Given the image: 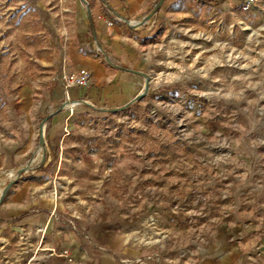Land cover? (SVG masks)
<instances>
[{"label": "rangeland", "instance_id": "374dc122", "mask_svg": "<svg viewBox=\"0 0 264 264\" xmlns=\"http://www.w3.org/2000/svg\"><path fill=\"white\" fill-rule=\"evenodd\" d=\"M81 1L0 0V264H264V0L153 7L107 114L57 100Z\"/></svg>", "mask_w": 264, "mask_h": 264}, {"label": "crops", "instance_id": "0c3cea01", "mask_svg": "<svg viewBox=\"0 0 264 264\" xmlns=\"http://www.w3.org/2000/svg\"><path fill=\"white\" fill-rule=\"evenodd\" d=\"M173 1L82 0L76 11L73 44L66 54V66L71 73L88 71L91 74L90 84L68 92L60 88L57 100L63 104L67 99L82 101L85 103L82 106H88L90 102L93 106H89L91 109L88 111L96 114L116 112L129 105L143 88L141 73L134 69L138 57L137 37L140 38V33L146 35L153 28V25H148L155 17L146 21L151 15L149 10L152 12L159 5L169 6ZM163 10L161 8L160 15ZM116 16H120L122 21H115ZM138 19L141 20L137 22ZM107 20L114 21V25L109 26ZM61 121L59 115L48 119L56 131L60 129ZM22 216L26 223L40 220L39 215Z\"/></svg>", "mask_w": 264, "mask_h": 264}, {"label": "built area", "instance_id": "2783aa9c", "mask_svg": "<svg viewBox=\"0 0 264 264\" xmlns=\"http://www.w3.org/2000/svg\"><path fill=\"white\" fill-rule=\"evenodd\" d=\"M256 1L257 0H245L243 9L245 11L249 10L251 6L255 5ZM115 21H122V18L120 16H116ZM106 22L109 26L114 25V21L112 20H107ZM98 52L101 53L100 49L98 50ZM90 80L91 74L86 70H82L76 73L62 72L60 75L57 76V81L67 92L74 88H83L89 86ZM84 104L85 103L82 101H71L70 99H67L65 107L73 110V108ZM87 105L93 106V104L90 102Z\"/></svg>", "mask_w": 264, "mask_h": 264}, {"label": "bare ground", "instance_id": "6f19581e", "mask_svg": "<svg viewBox=\"0 0 264 264\" xmlns=\"http://www.w3.org/2000/svg\"><path fill=\"white\" fill-rule=\"evenodd\" d=\"M17 174H13L12 178H15L17 176ZM45 231H46L45 228H43V227L40 228V232H45Z\"/></svg>", "mask_w": 264, "mask_h": 264}, {"label": "trees", "instance_id": "16d2710c", "mask_svg": "<svg viewBox=\"0 0 264 264\" xmlns=\"http://www.w3.org/2000/svg\"><path fill=\"white\" fill-rule=\"evenodd\" d=\"M91 27L93 28V26L91 25Z\"/></svg>", "mask_w": 264, "mask_h": 264}]
</instances>
